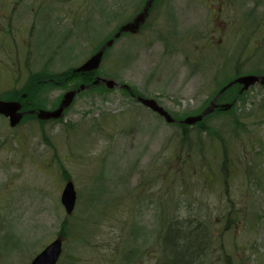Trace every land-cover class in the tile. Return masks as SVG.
<instances>
[{"label": "rangeland", "instance_id": "374dc122", "mask_svg": "<svg viewBox=\"0 0 264 264\" xmlns=\"http://www.w3.org/2000/svg\"><path fill=\"white\" fill-rule=\"evenodd\" d=\"M1 3L0 93L29 75L49 78L30 92L43 109L84 83L74 71L140 4ZM152 9L138 35L114 44L97 75L182 120L236 75L264 72V0H156ZM235 110L204 125L202 135H237L235 157L212 169H194L198 154L184 150L179 129L120 89L78 96L60 122L27 119L12 129L0 117V264H30L56 239L58 264H162L161 223L173 216L209 223L198 264H264V86H252ZM67 182L76 191L71 216L60 201ZM166 201L173 206L164 210Z\"/></svg>", "mask_w": 264, "mask_h": 264}, {"label": "trees", "instance_id": "16d2710c", "mask_svg": "<svg viewBox=\"0 0 264 264\" xmlns=\"http://www.w3.org/2000/svg\"><path fill=\"white\" fill-rule=\"evenodd\" d=\"M96 75V72H90V73H83L80 74L81 78L83 79V82L90 83L94 76ZM72 76V73L69 72L64 76L70 79ZM230 78V77H229ZM227 78L225 81L229 80ZM224 81V82H225ZM223 82V83H224ZM88 93H109L111 91L106 90L103 85H98L96 87L90 88ZM232 92V91H230ZM228 94H231V93ZM87 93V94H88ZM234 93V92H233ZM14 94H11V98H15ZM227 94V95H228ZM234 97V96H233ZM245 96L237 97L240 101ZM30 98L21 101L24 105L25 101H29ZM25 109H33L38 110L40 108H43L39 104L32 103L31 105H24ZM236 111V110H235ZM229 111L228 113L222 112V111H215V113L203 122L198 123L195 128L179 125L178 129L180 131V144L184 148V150H187V152L192 155V152H196L198 155V163L194 162V159L190 156V164L193 165L194 169H196V166H204L205 168L212 169L214 164L220 163L221 160L226 159L228 160V156L235 157V154L233 152V149L235 150L238 147V143L236 142L237 135H202L203 133L207 132L206 127H204L205 123L211 118L215 117L217 115H228V116H234L236 115V112L231 113ZM230 114V115H229ZM43 123V122H41ZM238 124H233L234 131L237 130ZM192 133H196L195 135H192ZM262 147V146H261ZM223 153H222V152ZM209 152H212L209 155ZM222 158V159H221ZM215 160V161H214ZM214 161V162H213ZM234 162V158L232 161ZM226 163V162H223ZM185 169L188 168V170H191V166H187L188 163L184 162ZM211 167V168H210ZM208 169V171H209ZM175 172V171H174ZM182 170L178 171L177 174H179L178 180L182 182L186 180L185 177H181ZM164 182H167V178L165 179V176L163 178ZM170 196H173L172 194ZM162 208L165 210L169 208L170 206H173V203H169V201L163 202ZM175 212H177V208L175 209ZM174 212V213H175ZM163 227V233L161 235V250H162V264H198L200 260L202 259L203 255L206 254L208 243H209V223L205 220L198 218H190V217H177L173 216L169 220L164 219V221L161 223ZM208 230V231H207Z\"/></svg>", "mask_w": 264, "mask_h": 264}, {"label": "water", "instance_id": "95a60500", "mask_svg": "<svg viewBox=\"0 0 264 264\" xmlns=\"http://www.w3.org/2000/svg\"><path fill=\"white\" fill-rule=\"evenodd\" d=\"M153 0H148L146 6L144 7L143 11L139 14V16L136 18V20L133 23L125 24L121 26L118 30V32L113 36L112 39L107 41L100 50L95 53L93 56H91L85 63H83L80 67H78L74 72L75 73H85V72H91L99 68L102 57L104 55V52L107 48L111 47L114 43V41L121 36L122 33L125 32H136L138 30L140 24L144 22L145 17L148 14V10L152 4ZM101 79H96L92 84L96 85ZM108 88H113L116 84L112 80H102ZM260 82L261 84H264V76H245L240 77L234 82L230 83L226 88L231 86L232 84L239 83L243 84V89H247L250 85ZM123 89H126L130 91L129 87L122 85L120 86ZM87 85H80L76 90L68 92L65 94L60 106L55 111H45L40 110L38 111V118L41 120H47L50 118H59L62 114V112L71 104L74 96L78 94L79 92L87 89ZM225 88V89H226ZM225 89L220 91L218 95H220ZM217 97L210 103L209 107H207L200 115L196 117H189L183 121L184 124H194L198 121H201L203 117L213 112L214 108L217 106L215 105V101L217 100ZM141 104L148 107L149 109L153 110L154 112L158 113L160 116H162L166 122L171 123L173 122V119L166 113L162 107L158 106V104L154 100L149 99H138ZM21 106L17 102H3L0 101V114L6 116L9 119V124L11 127L16 126L19 121L21 120L24 113H19ZM29 113H34V111H30ZM61 204L66 212L67 215H71L75 203H76V194L74 191L73 184L71 182H68L63 189V192L61 194ZM62 253V242L60 239H56L53 242H51L48 246H46L43 251H41L32 261L30 264H57L60 256Z\"/></svg>", "mask_w": 264, "mask_h": 264}, {"label": "flooded vegetation", "instance_id": "af4514ba", "mask_svg": "<svg viewBox=\"0 0 264 264\" xmlns=\"http://www.w3.org/2000/svg\"><path fill=\"white\" fill-rule=\"evenodd\" d=\"M145 1V2H144ZM146 1L147 0H139V5H138V10H139V12H141L142 10H143V8H144V6L146 5L145 3H146ZM2 3L0 4V7H2ZM136 16H137V14L136 15H134V17L132 18V21L136 18ZM148 17H149V14H148V16H147V19H148ZM147 21V20H146ZM145 21V22H146ZM144 22V23H145ZM68 78L67 77H65L63 80L64 81H66ZM50 80L51 79H49V78H45V77H41V76H39V75H37V78H36V75H29L28 76V78L27 79H25L24 81H23V83L19 86V88L17 89V90H6L7 92H5V93H0V94H4V95H7V97L5 98L6 100H4V101H17V102H20V104H21V109H20V111L21 112H27V111H29L28 109H25L24 108V105H31V103H36V99H34L33 97H31V95H30V92L32 91V90H37L38 88H39V86L40 85H42L43 83H45V82H47V81H49L50 82ZM37 84H38V86H37ZM46 84V83H45ZM75 88L74 87H72V88H70V89H67V90H65V91H62L63 92V94L62 95H60V96H58L57 98H55L54 100H53V107H55V108H58V106H59V104L61 103V101H62V99H63V97H64V95L66 94V92H68V91H71V90H74ZM16 91H18V92H16ZM13 93H15L14 94V99L13 98H11V94H13ZM42 94V93H41ZM41 94H39L38 96H37V99L39 100V97H40V95ZM30 98V100L29 101H25L24 102V105H23V103L21 102V101H23V100H25V99H27V98ZM40 101V100H39ZM52 107V108H53ZM55 108L54 109H49V110H55ZM66 111V110H65ZM37 112H35V114H30V115H27V114H25L23 117H22V120L25 118V117H28V116H32V117H34V118H31L32 120H35V121H39V122H43V123H48V122H60V121H62V118L64 117V115H65V112H64V114L62 115V117L60 118V119H50V120H45V121H41V120H39L38 118H37V114H36ZM20 125V124H19ZM16 128H17V126H16ZM13 129H15V127L13 128Z\"/></svg>", "mask_w": 264, "mask_h": 264}]
</instances>
